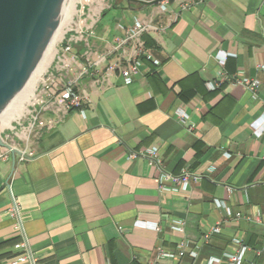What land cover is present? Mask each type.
Here are the masks:
<instances>
[{
    "label": "crops",
    "instance_id": "0c3cea01",
    "mask_svg": "<svg viewBox=\"0 0 264 264\" xmlns=\"http://www.w3.org/2000/svg\"><path fill=\"white\" fill-rule=\"evenodd\" d=\"M117 2L95 46L153 23L141 73L125 85L93 69L78 81L82 107L46 112L45 129L17 144L26 158L0 163V264H29L18 261L26 253L35 264H209L235 254V240L249 248L243 264H264V0ZM235 76L257 80L256 95ZM152 148L166 172L201 179L162 192L141 156Z\"/></svg>",
    "mask_w": 264,
    "mask_h": 264
},
{
    "label": "built area",
    "instance_id": "2783aa9c",
    "mask_svg": "<svg viewBox=\"0 0 264 264\" xmlns=\"http://www.w3.org/2000/svg\"><path fill=\"white\" fill-rule=\"evenodd\" d=\"M151 31H157V28L153 25V23L136 21L132 27H130L125 31L124 39L117 41L114 44V47H112V49H110L108 52H105V54L103 53L99 55V60L96 63L94 62L89 63L86 56L91 54L93 55V52L90 46L88 45L89 43L88 38L86 40H83L82 38L80 43H84L87 48L84 57L88 62V64L85 66L86 68L84 74L90 73L93 69L96 71L100 67L105 66L104 76L107 80H110L111 77L119 75L122 78L125 85H131L135 81V79L140 75L142 68V59L146 55V48L142 40L143 36ZM73 37L74 36L71 34V36H69L67 39L65 38L66 45L63 46V49L67 53L71 52L73 47L78 46L80 44L78 43L77 40H74ZM121 50L122 53L121 55H119L120 57H118L115 60H112V57L117 53H119ZM73 58H74L73 60H75L74 62L79 61L78 57H73ZM155 64L159 65L158 62H155ZM232 81L235 85L242 86L247 90L251 91L252 93H254L255 95L260 87V83L257 80L247 79L240 76H235ZM48 82L45 83L46 90L44 92L47 95V97H49L48 100L51 101V104L54 106V108L58 113L66 114L73 109H78L82 107L83 98L78 94V92H75V89L77 90L78 82L76 86L73 83L67 84L59 93L53 92L52 90L47 91L49 89V85L51 86L53 83H55V77L53 72H51ZM211 88L214 87L211 85ZM42 104L43 102L38 100L34 103L33 109L29 110L31 119L33 120L34 123L36 122L39 114L41 113V111H38V107H40V105ZM22 126L23 124L18 121L16 126L12 127L11 129H13V131H18L19 129L22 128ZM192 129L193 127H191V130ZM6 143H8L14 150H20L15 143H10V142H6ZM23 154L25 155V153ZM10 155H11L10 151L0 148V163L9 159ZM141 156L147 158L149 160L150 165L156 167L161 172L160 189L162 192L164 191H172L174 193L186 192L189 189L190 182L192 180L198 181L201 179L200 177L193 176L186 169L183 170L179 175L166 172L162 166L161 160L159 158V151L157 148L149 149L144 153H142ZM135 157H137L136 154H132L130 156L131 159H134ZM22 158L24 159V157ZM217 204L220 208H223L225 210L226 215L229 219H235L238 221L243 219V215L241 213L234 214L230 208H227L225 206V204L220 202H217ZM15 213L16 210L15 211L13 210V216H15ZM256 222L264 225V216H258L256 218ZM173 229L177 232L182 233L184 231V223L177 222L173 226ZM219 233H220L219 228H214L210 230L204 237L203 242L207 243L211 236ZM234 244L238 248L235 254H225L223 259H212L209 262V264H243L245 262V256L246 253L249 251V248L244 246L240 240H235ZM20 248H23L25 250L26 245L22 243L20 245ZM257 254L259 253L257 252ZM178 256L184 257L185 256L184 251L183 250L180 251ZM191 256L193 258H196L197 253L192 252ZM159 257L161 259L162 258L174 259L176 258V255L166 253L164 250H160ZM18 261L28 262L29 264H35V260L33 259V257L27 253L21 255L18 258Z\"/></svg>",
    "mask_w": 264,
    "mask_h": 264
},
{
    "label": "water",
    "instance_id": "95a60500",
    "mask_svg": "<svg viewBox=\"0 0 264 264\" xmlns=\"http://www.w3.org/2000/svg\"><path fill=\"white\" fill-rule=\"evenodd\" d=\"M154 6L164 0H127ZM69 0H0V116L32 78L61 25ZM0 148L16 157L0 134Z\"/></svg>",
    "mask_w": 264,
    "mask_h": 264
},
{
    "label": "rangeland",
    "instance_id": "374dc122",
    "mask_svg": "<svg viewBox=\"0 0 264 264\" xmlns=\"http://www.w3.org/2000/svg\"><path fill=\"white\" fill-rule=\"evenodd\" d=\"M117 1L121 2L122 0H69L66 11L71 9L70 15L72 20L64 27L63 36L55 45V56L53 61L47 71L39 79L34 93L35 96L26 106L27 111L20 119L14 121L11 126V128L15 127L19 121L23 124L22 128L18 131H13L11 128L0 130V134L5 142L15 143L16 145L20 142H31L35 139L38 130L45 129L44 114L49 112V110H56L51 104V101L48 100L49 97H47L44 92L46 90L45 83L48 82L51 72L54 74L55 83L51 86L49 85V89L47 91L52 90L53 92L59 93L64 86L69 83H73L76 86L77 82L82 78V75L85 72V66L88 64L85 57L84 59H81L78 56V46L73 47L71 52L67 53L64 51L63 42L65 41V38L68 34H72L74 36L73 39L77 40L78 43L81 42L82 38L83 40L88 38V45L93 52L94 48H96L95 45H99V41L95 38V35L99 34V31L101 30V23L106 20L104 18H106L109 11L113 8ZM65 16L66 12L63 20L65 19ZM96 50L104 54L109 51H106L103 48H101V50L96 48L95 51ZM73 57H78L79 61L74 62L75 60H73ZM86 57L89 63L94 62V55L91 54ZM85 75L86 74L83 76ZM38 100L42 101L43 104L38 107V111H41V113L34 123L31 119L29 110L33 109L34 103Z\"/></svg>",
    "mask_w": 264,
    "mask_h": 264
},
{
    "label": "bare ground",
    "instance_id": "6f19581e",
    "mask_svg": "<svg viewBox=\"0 0 264 264\" xmlns=\"http://www.w3.org/2000/svg\"><path fill=\"white\" fill-rule=\"evenodd\" d=\"M70 10L71 9L66 11L65 19L61 22V25L57 29L47 52L45 53L32 78L29 80L28 84L25 86L23 91L15 98L11 105L0 116V130L11 128L12 123L17 119H20L27 111L26 106L31 102V100L35 96L34 93L39 79L47 71L48 67L53 61V58L55 56V45L58 40L62 38L64 27L72 20Z\"/></svg>",
    "mask_w": 264,
    "mask_h": 264
},
{
    "label": "trees",
    "instance_id": "16d2710c",
    "mask_svg": "<svg viewBox=\"0 0 264 264\" xmlns=\"http://www.w3.org/2000/svg\"><path fill=\"white\" fill-rule=\"evenodd\" d=\"M133 5V4H132ZM131 7H133V6H131ZM69 36H71V34H68L67 35V37H66V39L69 37ZM89 41V40H88ZM66 45V41H64L63 42V46H65ZM79 48H80V50H82V49H84V43H80L79 44ZM144 58V57H143ZM75 92H77V90L75 89ZM74 110V109H73Z\"/></svg>",
    "mask_w": 264,
    "mask_h": 264
}]
</instances>
